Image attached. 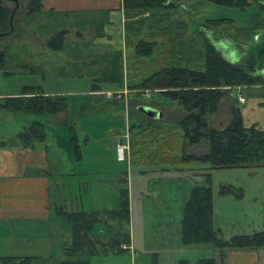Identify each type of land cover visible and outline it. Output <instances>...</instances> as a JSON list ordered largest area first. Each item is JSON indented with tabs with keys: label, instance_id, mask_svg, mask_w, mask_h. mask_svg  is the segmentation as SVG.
Returning a JSON list of instances; mask_svg holds the SVG:
<instances>
[{
	"label": "rangeland",
	"instance_id": "1",
	"mask_svg": "<svg viewBox=\"0 0 264 264\" xmlns=\"http://www.w3.org/2000/svg\"><path fill=\"white\" fill-rule=\"evenodd\" d=\"M184 3L186 8L185 6H181L182 14L180 12L175 13H177L176 15L181 14V18L184 17L188 23L186 25L187 35H185L183 46L185 47V51H188V48L190 50L189 65L198 66L202 60L197 54L203 48V34H199L197 31L205 18L231 17L235 20L231 21L230 19H225L213 25L212 27L215 30L216 38L224 35L231 37L235 36L238 41H243L247 44L251 43L254 46L264 41V31H257L250 35H245L241 33L242 31L240 30V28H242L241 25H250L258 18V14L255 12L240 14L236 8L219 6L206 0H186ZM27 4L28 0L21 1L18 6H16L14 2L6 1V6L10 11L13 12L16 10V12H18L15 17L17 31L15 34L0 40V45L5 47L10 45L7 52V62L9 64V70L13 71V74H5L4 70L0 69V96L17 94L27 85L40 86L48 95L52 94V97L64 98L67 102V108L60 112L56 118L48 114H26L23 112H19L16 115L15 113H13L14 115L8 114L7 117L3 116L4 119H0V124H2L0 125V134L4 136H0V139L7 141L8 144H12L16 141V134L22 131V126L24 124L26 125L33 121H41L45 123L48 128V135L45 141V143H47L46 145H48L52 153L53 151L58 152L51 138L53 137V128L55 129L62 119L63 122L66 121L71 127L77 122L80 124L78 127L74 126L77 129V141L82 148L86 149V153L89 155V150L93 149L92 147H98V145H102L108 140V137L104 136L101 142L92 139L86 145L83 138L87 134L84 130L89 128L87 131L92 135L95 134V130L98 132L100 129L94 127L93 121L95 120H91L92 124L91 121H85L83 123L79 121L82 106L91 98L90 91L93 90V81L89 72H92L94 67H91L87 63L89 60H85L83 57H79V63L83 61L87 63V66L85 67L82 65V70L80 69V64H78V71H73L74 68L70 69L66 62L70 59V55L76 58L71 51L75 43L79 42L82 45L88 42L90 43L89 47L92 49L93 42L91 40L89 42L87 37L82 41V39L78 38L79 34L75 32L78 27L69 26L65 42L67 46L63 51L52 50L51 48L45 47L44 44H42L43 41H41L44 39V36L42 37V30L37 29L34 25L25 23L24 16L27 11ZM169 14V18H167L166 15L163 16L164 18L161 20L159 18L156 26H164L167 25L170 20H174L176 15L172 13ZM116 15L117 14L111 16V22L106 26L110 31V37L96 38L97 40L94 41V44H97L99 49L113 48L115 50L124 51L123 71L125 80L123 86L110 84L102 85L103 91L105 92L98 95L106 99L119 101L124 105L126 104L134 116L138 114L137 106L140 105L149 104L155 106V102H157L165 108L168 107L172 103L171 98L161 92L155 91L154 88L147 89L146 91L144 90V92L141 91V95H136L128 86L134 79L139 78L140 75L138 73L144 74L148 72L149 69L147 68L149 65L156 66V58H164L163 50L165 53L168 52L171 54L175 45H173L172 42H166L165 39L166 44L163 45L164 47L160 46L159 48V56H154L155 58L151 57V61H154L152 64L145 62V60L141 61L135 57L133 58L130 54L132 44L130 47L127 45V42L125 44L122 23L116 18ZM127 21L128 20H126V22ZM67 23L68 20L66 23L64 22V25H67ZM152 25H154L153 22L144 24L143 32L141 33L142 37L147 35V29H150ZM90 29L94 28L90 27ZM90 29L82 28V31L85 35H90V33L92 34L95 31L92 30L93 32H91ZM125 30L124 32L128 35L129 30L127 26H125ZM256 34H259L258 41H256L255 38ZM89 38H91V35ZM83 48H85L84 45ZM79 52V54L85 53L82 48H80ZM95 53L102 52L97 51ZM94 56H92V58H96ZM132 60L134 63L133 65ZM179 62L185 63L182 60H179ZM46 64L47 66H45ZM133 67L135 68L132 69ZM33 68L37 71H34ZM232 90L233 88L231 91ZM228 96H230V94ZM245 96L247 99H250V91H246ZM227 97L224 98L219 112L210 117V123H212L214 127L223 128L227 126L229 115L228 108L230 104ZM224 102L226 103V107L223 105ZM233 104L235 107H238L234 102ZM180 109L182 110V108ZM164 111L168 113L171 112V110L167 109ZM176 111L178 112V109L175 108L172 110V113L175 114ZM118 114L120 115L115 116L116 118L114 119L121 123V128L124 130L126 127L124 111L119 110ZM105 118L104 122L111 121L112 119L111 116H105ZM173 118L174 117L168 116L167 120L169 119L171 121L172 119L176 124L163 125L161 123L152 127L138 126V122L132 121L131 139L132 158L134 160L132 163V179L128 184H125L123 179L122 187H132L129 197L131 199V216L133 210V223L131 219L130 226L128 225L125 230L128 231L129 228L132 234L133 244H135L138 258H135L133 250L121 253L112 252V255L108 257L103 255L92 257V264H125L122 258H124L127 253L130 255L132 252L135 264H155V261L156 264H174V257L178 255L183 256L188 261L190 260V264H196L200 257L208 256V254L213 251V246L210 245L205 244L188 247L182 242L181 230L185 203L194 186L206 184L205 173L209 164L196 161L181 163L179 160L174 161L172 159V157H177L179 154L181 155L179 150L184 149L183 129L177 123L180 118ZM98 121L99 120H97V122ZM99 136H102L101 131L99 132ZM97 138L99 137L97 136ZM89 146H91V148ZM150 146H159V149L157 152H152ZM160 146L165 149L164 152H162L163 150L161 151ZM200 149L204 150L205 145H201ZM194 150V146L188 147V151L192 152ZM104 154L105 160L113 161L112 152H104ZM125 155V160L119 162L118 165L121 171L128 168L127 151ZM162 155L168 159L167 164H155L151 166L150 161H152L154 157ZM57 159H59L58 161L64 160L63 157H58ZM69 169L70 168L66 169L65 166H60L55 172L54 169H52V171L57 173L55 176L60 177V174L65 173L66 170ZM106 169L108 170V166ZM144 169L147 170L146 174L142 173ZM230 184L234 185L243 195L239 197L233 193L228 195H221L219 193L222 185ZM211 185L214 197L215 227L221 228V236L223 238L227 239L231 238L233 235L241 233L249 234L264 229V166L259 168L213 169L211 170ZM83 196V201L87 205H85V208L87 209L95 208L96 204H100V210L117 208L118 205L117 199H115L116 197L113 198V196L106 195L100 200L93 198L91 195L88 196L84 194ZM101 218L102 222L95 226L93 234L106 241L111 234L118 230V227L117 224L110 226L111 222L105 223L104 217L101 216ZM244 222L246 223L243 224ZM5 225H7V223L0 222V252L7 253L6 246H10L9 238L12 232L7 228L8 225L6 228L4 227ZM2 227L4 228L2 229ZM33 227H35V225ZM24 228L26 229V227ZM59 230L64 231L63 226H60ZM19 231L17 233L14 232V234L21 235L23 233ZM31 232L32 234L34 233V231ZM67 234L69 235V232H67ZM99 248L100 251H102V248ZM24 249L25 252H31L29 248ZM54 250L58 251V248ZM33 264H59V260L55 259L50 262L34 261Z\"/></svg>",
	"mask_w": 264,
	"mask_h": 264
},
{
	"label": "trees",
	"instance_id": "2",
	"mask_svg": "<svg viewBox=\"0 0 264 264\" xmlns=\"http://www.w3.org/2000/svg\"><path fill=\"white\" fill-rule=\"evenodd\" d=\"M185 1L122 0L123 11L126 20H128L126 22L129 30L127 44H132V54L135 58L146 62L148 58L158 57L160 46L166 44L165 39L166 42H172L175 45L171 54L165 53L163 50L164 58H156V66L146 64L149 65L147 68L149 71L144 74L138 73L139 78L132 79L133 81L128 87L136 95H141V91L154 88L155 91L176 101L184 112L177 123L183 129L185 148L180 156L172 157V159L179 160L181 163L196 161L209 164L205 173L206 184L194 186L184 206L181 230L183 244L185 246L210 245L219 249L222 256L225 249H258L264 247V229L224 239L221 236V231L215 227L211 170L216 168H251L263 165L264 130L246 126L241 109L235 107L234 104L230 106L231 121L227 126L213 127L210 117L219 112L224 98L230 94L232 88L264 84V75L260 74L258 70L259 68L264 69V41L257 42V46L253 44L247 46L245 53L240 58L230 60L210 41L207 31L210 30L215 35L213 25L225 19L235 20L231 17L205 18L201 25L202 28L200 26L197 31L199 34H203V50L201 49L197 54L202 60L198 66L189 65L190 50L188 48V51H185L183 46L188 23L184 17L181 18V6H185ZM206 1L219 6L236 8L240 13H257L258 18L253 23L247 26L241 25V33L250 35L257 31H264V0ZM26 9L25 23L42 30V37L44 36V39L41 40L42 44L52 50L66 48V26L72 27L77 24L80 28L92 27L95 25L93 20L96 19L97 25L95 26L100 32L104 27V21L102 24L97 22L101 18L95 13H89V16L83 21L75 19L74 16V18H67V14L49 16L43 11L42 0H28ZM175 12L181 14L176 15ZM17 13L16 10L12 12L8 9L6 0H0V40L17 31L15 22ZM169 13L176 15L174 20H168L167 25L156 26L158 19H163L165 15L169 18ZM72 18L70 23L73 24L64 25V22H67L65 19ZM148 22H153L154 25L150 26V29L146 28L148 33L142 37L143 26ZM80 31L82 30L80 29ZM231 38L237 40L235 36ZM82 39L84 40V37ZM84 46L87 49L77 42L71 51L76 56L75 59L79 60V57H83V59L89 60L87 63L91 67H94V70L89 72L93 81V90H101L104 84L123 86L125 80L123 51L110 50L95 53L89 47V43ZM9 48L10 45L7 47L0 45V69L4 70L5 74H13V71L9 70L7 62ZM80 48L84 50V54H79ZM92 56L96 58H92ZM179 60L185 63H180ZM33 70L37 71L35 68ZM0 108L26 114H56L67 108V102L62 97L46 95L40 86L27 85L18 95L5 98L0 104ZM130 117H132L131 112ZM138 126L144 125L138 124ZM71 130L73 131L71 143L77 156L80 157L81 148L73 126ZM17 137L26 147L34 146L36 142H44L47 139L45 124L34 121L19 132ZM201 145H205L204 150L200 149ZM191 146H194L195 149L192 152L188 151V147ZM219 193L221 195L234 194L236 188L231 184L222 185ZM58 212L70 224L72 233V242L65 248L67 258L60 264H90L88 258L100 252L121 253L129 250L131 236L125 230L130 224V197L127 188L120 191L119 204L115 209L105 210L101 213L85 210L69 212L64 208H58ZM101 216L104 217L105 223L112 222L118 227V230L111 234L106 241L93 234L95 226L102 222ZM99 247L102 248V251ZM35 258V256L0 255V264H33ZM179 264H190V262L182 259ZM196 264H216V260L213 257H203L199 258Z\"/></svg>",
	"mask_w": 264,
	"mask_h": 264
},
{
	"label": "crops",
	"instance_id": "3",
	"mask_svg": "<svg viewBox=\"0 0 264 264\" xmlns=\"http://www.w3.org/2000/svg\"><path fill=\"white\" fill-rule=\"evenodd\" d=\"M42 4L43 11L49 16L52 14H59L60 16L67 14V18L74 16L75 19H80L81 21H83L87 16H89V13H95L96 15H99L101 19H98L97 22L102 24L104 21V27L100 32L98 27L96 28L95 26L97 24L95 23L96 19H94L93 21L95 25L92 26L94 29H90V27H87L91 32H93L92 30H95L92 34L90 33L91 38H89L90 35H85L83 31H80V29L82 30V28L77 26V24L74 25V27H78L75 32L76 34H79V39H82L83 37L85 39L87 37L89 39V42L90 40L93 42L92 50L94 52L100 51L103 53L105 51L115 50L113 48L99 49L97 44H94V41L97 40L96 38L110 37V31L106 26L111 22V16L114 14H117L116 18L122 23L125 44L127 42V35L124 32L126 31V16L123 11L122 0H42ZM65 20H68V23H70V21L73 19ZM66 29L69 30L68 27H66ZM207 36L210 41L216 46V48L230 60H237L245 53L247 46H251V43L247 44L243 41H235L233 40V38H231V36L228 35L216 38V36L210 30L207 31ZM82 41L84 40L82 39ZM256 41H258V39H256ZM82 45H84V43ZM127 45L130 47L129 44ZM132 50L133 49H131L130 54L134 58ZM151 60V58H148L146 62L152 64L154 61L152 62ZM66 64L69 65L68 67H70V69L74 68L73 71H78V64H80L81 70L82 65H84L85 67L87 66V63H84L83 61L79 63V60L73 58L71 55ZM133 64L134 63L132 60V65ZM45 66H47V64ZM134 68L135 67H133L132 69ZM258 70L260 74L264 75V69L260 68ZM103 90L104 89L102 88L101 90L90 91L91 98L85 103L84 106H82L79 116V121L81 123L85 121L95 120L93 121L94 127L100 129L98 130V132L95 130V134L92 135L88 133L89 131H87V129L89 130V128H86V130H84L87 134L83 138L86 145L92 139L97 142H101L104 136L108 137V140L106 141L107 144L104 142V144L106 145L102 144L98 145V147H92L93 149L89 150V155H87L86 149L82 148V146L80 145L81 156H77L71 143V137L73 134L71 125H69L66 121L63 122L62 119L60 124H58L55 129L53 128V137L51 138V141H53V144L57 148L56 150H58V152L53 151L52 153L48 145H46L47 143H45V141L36 142L34 146H24L21 140H19V138L17 137V134L19 132L16 134V141L12 144H8L7 141L0 139V222L7 223L8 227L7 225H5L4 227L9 228L12 232L11 237L9 238L10 246H6L8 252H0L1 256H35L36 258L33 260V262H50L52 260L58 259L60 264L61 261L67 258L65 248L72 242V233L70 224L62 215L59 214L58 208H64L69 212L85 210L88 212L99 211L103 213L105 210H112L108 208L100 210V204H96V206L93 205L95 206V208H85L86 204L83 201V195H91L93 198L99 200L103 199V197L106 195L113 196V198L116 197L115 199H117V203L119 204L120 191L125 188L122 187V181L124 179V183L128 184V182H130V180L132 179V163L134 162V160L132 158L131 145L130 151H127L128 170H119V162H123L126 158V155L124 159H120L118 153V145L120 144V139H123V142L130 141L131 144L132 121H136L139 124H143L144 126L149 127H152L154 125L157 126L161 123L163 125H173L176 123H174L172 119L171 121L169 119L167 120L168 116L181 119L184 114L183 110L180 109L181 106L177 104L176 101L171 99L172 103L166 108L161 106L157 102H155V106L152 105L162 111V116L160 118L149 117L144 112H142L138 108V106V114L135 116L132 115V117H130V110L129 107L126 106V104L124 105L119 101L106 99L105 97H101L100 95H98L103 94V92H105ZM246 91H250V99L246 98ZM45 94L48 95V93L46 92ZM14 95H18V93L12 95H1L0 104L3 103L4 99L8 96ZM239 95H242L245 98L244 102L239 100ZM49 96H52V94H49ZM227 99L230 101L227 124H229V122L231 121L230 106L234 102L238 106V108L241 109L246 126L258 127L264 130V84L235 87L230 92V96H228ZM225 104L226 103L224 102L223 105L226 107ZM175 108L178 109V112L176 111V113L174 114L172 113V110ZM165 109L171 110V112L168 113L164 111ZM119 110L124 111V116L126 117V127L124 128V130L121 128V123L114 119L116 118L115 116L120 115L118 114ZM13 113H15L16 115L19 112L0 108V119L3 120V116L7 117L8 114ZM59 114L60 112L48 115L54 116L56 118V116H58ZM105 116H111V121L104 122V119H106ZM180 119H178V121ZM97 120L99 121L97 122ZM30 123L26 125L24 124L22 126V130L26 126L30 125ZM75 124L74 126L76 127L80 125L78 124V122ZM74 126L73 129L75 134L77 135V129ZM45 127L48 135V128L46 124ZM100 131L102 132V136H99ZM0 136L4 135L0 134ZM97 136L99 138H97ZM85 147L88 148L87 146ZM89 147L91 148V146ZM160 148L161 151L163 150L162 152H164L165 149L161 146ZM158 149L159 146H150V150L152 152H157ZM183 150L184 149H180V153ZM104 152H112L113 161L105 160ZM178 156H180V154ZM58 157H63L64 160L58 161ZM167 162L168 159L164 157V155L154 157L153 160L150 161L151 166H154L155 164L166 165ZM60 166H65L66 169H70L66 170L65 173L60 174L61 176L58 177L55 176L57 173L54 172ZM107 166L108 170L106 169ZM261 166H264V164ZM261 166L251 168H259ZM52 169H54V172L52 171ZM146 172L147 170L145 169L142 171L143 174H146ZM126 188L128 189L130 195L132 187L130 186L129 188ZM234 194L239 197L243 195V193L241 191H238L237 189L236 193ZM131 219L133 223V210L131 216L130 208V220ZM245 223L246 222H244L243 224ZM31 224L33 226L35 225V227H33ZM110 224V226H113V224L115 223L111 222ZM60 226H63L64 231L59 230ZM4 227H2V229ZM24 227H26V229ZM218 229L221 231V228ZM18 231L23 233L21 235L14 234V232L17 233ZM31 231H34V233L32 234ZM67 232H69V235L67 234ZM128 232L131 236L129 250H133V252L135 253V258H138L137 250L135 249V244H133L132 234L129 228ZM24 248H29L31 252H25ZM55 248H58V251H55ZM133 252L130 255H128L127 253L125 257L122 258L125 264H135ZM223 253L224 255L222 256L221 251L213 247V251L210 252L208 256L203 257H213L216 260V264H264V247L258 249H225ZM102 255L108 257L112 255V252H100L97 255L89 257L88 259L90 261V264H92V257H99ZM182 259L185 258L180 255L174 257V264H179L180 260Z\"/></svg>",
	"mask_w": 264,
	"mask_h": 264
},
{
	"label": "water",
	"instance_id": "4",
	"mask_svg": "<svg viewBox=\"0 0 264 264\" xmlns=\"http://www.w3.org/2000/svg\"><path fill=\"white\" fill-rule=\"evenodd\" d=\"M6 1L14 2L18 6V4L24 0H6ZM139 109L142 112H144L146 115H148L149 117H152V118H160L162 116V111L160 109H158L152 105H149V104L140 105ZM119 142H120V145H122L123 139H120Z\"/></svg>",
	"mask_w": 264,
	"mask_h": 264
},
{
	"label": "built area",
	"instance_id": "5",
	"mask_svg": "<svg viewBox=\"0 0 264 264\" xmlns=\"http://www.w3.org/2000/svg\"><path fill=\"white\" fill-rule=\"evenodd\" d=\"M255 38L258 39V35H255ZM239 100L244 102L245 98L242 95H239ZM131 147L130 141L128 142H123L122 145H118V153H119V157L120 159H124L125 158V152L129 151ZM124 248H126V246H123Z\"/></svg>",
	"mask_w": 264,
	"mask_h": 264
}]
</instances>
